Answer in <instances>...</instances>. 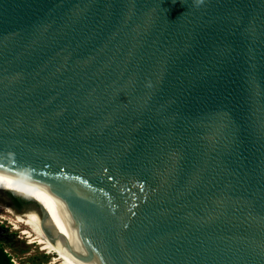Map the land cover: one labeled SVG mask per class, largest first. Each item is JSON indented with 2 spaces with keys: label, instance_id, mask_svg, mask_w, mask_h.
<instances>
[{
  "label": "water",
  "instance_id": "95a60500",
  "mask_svg": "<svg viewBox=\"0 0 264 264\" xmlns=\"http://www.w3.org/2000/svg\"><path fill=\"white\" fill-rule=\"evenodd\" d=\"M0 203L88 264H264V0H0Z\"/></svg>",
  "mask_w": 264,
  "mask_h": 264
},
{
  "label": "bare ground",
  "instance_id": "6f19581e",
  "mask_svg": "<svg viewBox=\"0 0 264 264\" xmlns=\"http://www.w3.org/2000/svg\"><path fill=\"white\" fill-rule=\"evenodd\" d=\"M0 211L3 215L1 217L2 220L7 221L14 226L16 230L22 229L21 226L24 227L22 230H24V234H27V237L30 238V243H37L47 254H53L51 258L52 264H88L58 240L55 242L50 241L48 237H46L45 231L27 217L1 203Z\"/></svg>",
  "mask_w": 264,
  "mask_h": 264
},
{
  "label": "rangeland",
  "instance_id": "374dc122",
  "mask_svg": "<svg viewBox=\"0 0 264 264\" xmlns=\"http://www.w3.org/2000/svg\"><path fill=\"white\" fill-rule=\"evenodd\" d=\"M0 211V245L15 264H52L46 251L37 243H30V238L22 229H15L7 221L2 220ZM58 264V263H55Z\"/></svg>",
  "mask_w": 264,
  "mask_h": 264
},
{
  "label": "trees",
  "instance_id": "16d2710c",
  "mask_svg": "<svg viewBox=\"0 0 264 264\" xmlns=\"http://www.w3.org/2000/svg\"><path fill=\"white\" fill-rule=\"evenodd\" d=\"M13 200L18 204H21L20 198H13ZM0 264H15L11 261V258L7 253L3 250V248L0 245Z\"/></svg>",
  "mask_w": 264,
  "mask_h": 264
},
{
  "label": "flooded vegetation",
  "instance_id": "af4514ba",
  "mask_svg": "<svg viewBox=\"0 0 264 264\" xmlns=\"http://www.w3.org/2000/svg\"><path fill=\"white\" fill-rule=\"evenodd\" d=\"M13 208H15V207H13ZM15 209H17V208H15Z\"/></svg>",
  "mask_w": 264,
  "mask_h": 264
}]
</instances>
